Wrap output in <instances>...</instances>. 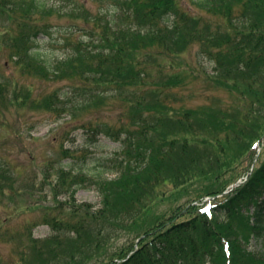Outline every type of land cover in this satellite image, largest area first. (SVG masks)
Here are the masks:
<instances>
[{"label":"trees","instance_id":"obj_1","mask_svg":"<svg viewBox=\"0 0 264 264\" xmlns=\"http://www.w3.org/2000/svg\"><path fill=\"white\" fill-rule=\"evenodd\" d=\"M97 1L105 3L107 8L92 15L75 0H0V6L13 17L20 15L36 21L68 17L89 27L59 26L64 36L61 44L69 52L57 62L42 61L28 48L39 36L50 34L54 25L43 23L31 31H20L13 38L16 44L11 46L18 61L31 74L45 80L76 77L107 86L113 83L138 86L146 84L148 76L136 62L138 53L147 50L144 53L147 58L148 51L154 50L157 56L170 58L173 63L189 46L196 45L198 54L214 64L213 81L220 84L217 79L221 76V89L226 92L229 102L221 103V124L214 110L204 112L209 118L198 120L196 125L190 121L193 111L183 109L176 112L181 115L178 121L169 125L171 121H168L169 110L165 102L172 95L168 90L180 87L184 76L161 73L159 79L153 80L160 89L142 91V102L133 104L127 100L128 125L104 130L101 125L94 126L95 132H105L114 141L122 140L121 153L125 156L118 165L119 174L115 178H91L103 205L94 216L96 221H112L104 217V213H108V206L116 197L129 193V202L141 204L147 198L152 201L155 194L152 191L161 184L167 181L178 184L183 178L189 182L212 180L203 187L202 195L214 199L209 203V213H197L199 207L189 205L184 210L197 213L191 215L192 218L174 221L180 215L176 213L166 222L146 229L138 236L141 239L137 248L121 249L118 261L111 260L107 264H130L144 255L147 259L143 264H264V253L250 251L249 246L242 245L241 237L247 234L248 239L244 240L248 245L251 241L264 244V160L257 161L250 171L255 144L264 135V118L261 117L264 108V0H189L202 13L196 17L181 11L179 0ZM220 19L221 23L218 22ZM78 32H84L83 36L72 41L70 38H75ZM9 40H5L4 45H8ZM219 48L218 53L213 51ZM122 88L118 86V89ZM147 97L149 102L145 103ZM0 99L8 101L5 96ZM16 99L12 94L8 102L15 103ZM27 100L28 97L21 102ZM45 103L50 105L49 110L57 108L59 102L50 99ZM83 103L86 106L89 102ZM67 109L73 111L74 108H63V112ZM206 119H211L209 124ZM206 129L208 133L202 132ZM123 134L125 139H120ZM219 155L221 160L230 161L236 156L248 159V165L242 169L246 172V181L227 194H223L227 184L217 180ZM14 182L6 163L0 159V199L13 190ZM86 230L83 224L72 225L64 233L55 231L57 234L43 241L29 235L20 259L41 258L42 251L51 241L54 244L50 251L52 261L62 256L61 264H76L78 259L85 260L94 249H100L103 242L102 231ZM58 248H61L59 253ZM126 257L127 260L119 263V259ZM95 264H103V261L98 260Z\"/></svg>","mask_w":264,"mask_h":264},{"label":"rangeland","instance_id":"obj_2","mask_svg":"<svg viewBox=\"0 0 264 264\" xmlns=\"http://www.w3.org/2000/svg\"><path fill=\"white\" fill-rule=\"evenodd\" d=\"M75 1L84 5L92 15H97L107 8L105 3L97 0ZM178 7L195 17L202 15L189 0H179ZM218 22L221 23V19ZM43 23L54 25L52 31L29 43L28 48L32 55L47 62H57L69 52V49L61 44L64 36L59 26L67 28L77 25L89 29L82 22L68 17H51L37 21L24 19L20 15L13 17L0 6V97L5 96L9 101L13 94L18 98L15 103L0 99V159L4 160L10 170L11 179L15 180L13 190L7 191L0 199V264L28 261L37 262L35 264H61L64 261L62 256L55 261L50 257L51 247L54 246L51 241L50 246H45L42 251L41 258L33 257L23 261L20 259V253L25 248L22 247L27 243L29 235H32L33 239L43 241L57 234L55 231L64 233L70 226L79 224H83L84 229H88L86 231H102L103 242L100 249L87 253L88 257L85 260L78 259L76 264H95L98 260L103 261V264L111 260L118 261L121 249L126 251L131 246L138 247L141 239L138 236L146 229L166 222L176 213L180 215L174 221L187 220L192 218L191 215L199 213L200 210L193 214L184 209L196 204L201 207L202 203L197 202L207 198L202 195L203 187L212 180L206 178L189 182L183 178L178 184L165 180L167 182L152 191L155 193L152 197L154 200L143 199L141 204L133 200L129 202V193L116 197L109 204L108 213H104V217L112 221L98 222L94 216L103 205L94 180L115 178L119 174L118 165L125 156L121 153L122 140L114 141L105 132H95L94 126L101 125L104 130L128 125L127 100L133 104L142 102V91L160 87L154 84L153 80L159 79L161 73H181L184 76L180 87L168 90L172 95L165 102L169 110L168 121H171L169 125H172L174 120L178 121L181 117L179 113L183 109L193 111L190 121L196 125L198 120H204L208 116L203 114L204 112L214 110L219 115L221 124V103H229L228 97L221 89V76L217 79L220 84L212 79L214 64L207 57L198 54L196 45L189 46L181 58L174 59L173 63L170 58L157 56L154 50L152 53L148 51L147 58L144 57L147 50L142 54L138 53L136 62L140 65H136L148 75L146 84L138 86L113 83L108 84V87L107 84L83 81L76 77L41 79L26 70L25 65L18 61V56L14 55L11 46L16 44L13 38L18 32L31 31L36 26L41 27ZM83 34L84 32H78L75 38L70 39H81ZM7 39H10L9 44L4 45ZM19 45L22 47L21 43ZM220 49L213 51L218 53ZM142 79L143 77H140V80ZM119 85L123 88L118 89ZM165 90L166 88L163 92ZM98 91L104 94L98 95ZM27 97L26 102H21ZM50 99L59 102L58 109H47L50 105L45 101ZM147 99L148 97L144 98L145 103L149 102ZM84 101L89 103L83 106ZM71 107L74 108L73 111L67 109L63 112V108ZM177 111L180 112L176 113ZM175 113L178 117H175ZM261 117L264 118V108ZM210 120L206 119L205 122L209 124ZM133 128L135 127H131ZM208 131L202 130L205 133ZM120 139H125V135ZM261 141L255 150L253 145L255 157L259 156L257 159L260 162L264 160V138H261ZM227 151L229 152L228 149ZM214 152L218 155L217 150ZM219 156L217 180L220 184L226 183L228 190L246 178V172H242V169L248 165V159L236 156L229 161L221 160V155ZM242 161V166H239ZM227 162L228 164L224 165ZM241 237L244 241H241L242 245L249 246L250 251L264 253L263 243L251 241L248 245L245 244L247 234H242ZM60 249H57L58 253ZM146 259L144 255L130 264H143ZM122 261L124 260L119 259V263Z\"/></svg>","mask_w":264,"mask_h":264}]
</instances>
